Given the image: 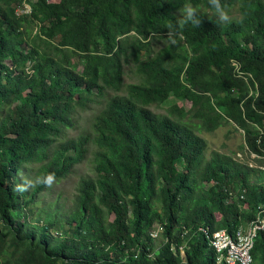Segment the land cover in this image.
Returning a JSON list of instances; mask_svg holds the SVG:
<instances>
[{"label":"trees","instance_id":"1","mask_svg":"<svg viewBox=\"0 0 264 264\" xmlns=\"http://www.w3.org/2000/svg\"><path fill=\"white\" fill-rule=\"evenodd\" d=\"M220 2L230 24L209 0H0V264H216L209 234L255 220L264 166L201 133L234 126L264 157V0ZM185 3L198 28L177 24ZM169 98L189 111L153 110ZM86 160L64 214L51 187L16 191ZM251 257L264 264V230Z\"/></svg>","mask_w":264,"mask_h":264},{"label":"rangeland","instance_id":"2","mask_svg":"<svg viewBox=\"0 0 264 264\" xmlns=\"http://www.w3.org/2000/svg\"><path fill=\"white\" fill-rule=\"evenodd\" d=\"M50 4L56 3V1H50ZM236 9L234 8L230 12V17L234 18L236 16ZM164 46L163 42L158 40L154 44V50L157 51ZM123 51L127 50L126 45L122 44ZM125 75L123 78V83L134 82L135 78L130 72L129 67L124 68ZM172 107H176L174 111V116L178 117L184 115L190 109V103L188 101H179L174 98L167 99L162 105L158 108H153L157 113L166 114L170 111ZM96 108L94 106L90 111L83 112L79 115L76 127L72 130L67 131V136L74 137L81 134L83 131H88L92 123V119ZM201 136L205 139L207 144L208 152L217 151L220 153L231 155L237 160L249 164L251 166L263 165L264 166V157H258L253 153H249L244 147V133L234 128V126H221L216 129L213 133H201ZM180 170H183L180 167ZM86 173H89V166L87 160L81 165L75 168V171L69 177L61 180L58 183L53 184L49 192L46 193L45 202H51L54 204V207L57 212L66 213V209L72 205L73 193L76 188V185L79 181V178ZM243 228V227H242ZM63 233L62 230L56 233V235L61 236ZM256 264V263H253Z\"/></svg>","mask_w":264,"mask_h":264},{"label":"built area","instance_id":"3","mask_svg":"<svg viewBox=\"0 0 264 264\" xmlns=\"http://www.w3.org/2000/svg\"><path fill=\"white\" fill-rule=\"evenodd\" d=\"M20 13H30L27 4H23ZM264 230V206L260 207L256 218L245 228L240 227L234 234L225 230L209 234L210 246L216 253V264H253L251 251L259 231ZM206 233L205 230H201ZM182 251V248H179Z\"/></svg>","mask_w":264,"mask_h":264},{"label":"clouds","instance_id":"4","mask_svg":"<svg viewBox=\"0 0 264 264\" xmlns=\"http://www.w3.org/2000/svg\"><path fill=\"white\" fill-rule=\"evenodd\" d=\"M210 5L214 8L216 17L220 24L227 25L231 23V17L226 10V6L222 5L220 0H209ZM180 11V17L177 24L181 27L191 24L193 27L198 28L201 25V17L199 15L198 7H194L191 3H185ZM171 27V26H170ZM56 183V176L54 173L45 174L32 180H25L23 184L16 186V191L25 192L29 188L36 185H44L45 187H52Z\"/></svg>","mask_w":264,"mask_h":264}]
</instances>
